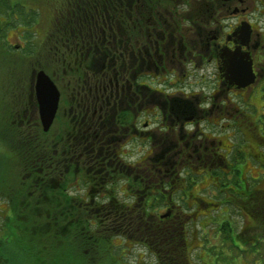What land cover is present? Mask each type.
<instances>
[{"label": "flooded vegetation", "instance_id": "obj_1", "mask_svg": "<svg viewBox=\"0 0 264 264\" xmlns=\"http://www.w3.org/2000/svg\"><path fill=\"white\" fill-rule=\"evenodd\" d=\"M118 2L0 0V114L37 149L27 175L74 174L65 192L100 197L99 210L115 203V162L143 167L135 190L156 195L183 190L187 168H207L215 184L247 155L264 174V0ZM231 137H242L233 159ZM137 140L146 149L127 164L118 148ZM238 181L241 195L263 193ZM176 204L146 206L162 221Z\"/></svg>", "mask_w": 264, "mask_h": 264}, {"label": "rangeland", "instance_id": "obj_2", "mask_svg": "<svg viewBox=\"0 0 264 264\" xmlns=\"http://www.w3.org/2000/svg\"><path fill=\"white\" fill-rule=\"evenodd\" d=\"M116 2L117 0L115 5ZM207 75V78L212 80L213 75ZM5 109L6 103L0 100V113ZM0 119V134L12 135L11 139L19 142L17 147L22 148V135L7 126L8 114H0ZM23 134L24 139L27 133ZM241 139L242 137L225 139L227 144L235 145L229 155L231 159ZM6 141L0 138V149L10 155L7 147L9 143ZM135 143L132 145L122 142L118 148L120 158L127 164H135L143 150V140H137ZM22 154L16 155L15 158L6 157L0 163V239L4 242L3 254L13 260L7 264H22L21 261L23 264H158L157 256L150 246L129 240L124 235L115 234V231L109 232L110 216L101 214V211H94L98 209L96 204L100 197H96L95 201H92L93 198L86 199L79 187L65 192L66 181L72 182L74 174L65 175L66 181L58 176L51 178L37 175L36 172L29 177L27 174L33 169L30 164L32 157L28 153ZM249 162L245 165V180L251 185L258 183L253 177L260 176L259 179H262L264 175L260 165L253 159ZM115 165L117 169L118 162H115ZM137 165L143 166L141 162ZM126 168L129 167L123 169ZM188 169L181 171L185 174L189 172ZM191 170L195 174L202 171L201 174H196V179L200 182L195 185L194 190L202 188L198 195L219 201L217 210L198 215L199 217L194 219L192 213L196 205L189 208L186 204L194 201L191 198L192 192L185 194L181 191L173 196L174 204L178 201L181 205L172 207L183 211V214H189L184 228L188 235L191 264H264V196L252 197L253 205L258 206L256 211L253 209V212H249L254 213L250 216L247 212L251 209L248 203L247 207L240 211L238 202L242 200L237 196L233 195L231 198L230 207L223 202L225 195L216 189L205 187L208 182L204 180L203 173L207 168ZM141 171H144L143 167L140 170L129 169L126 172L127 179L115 172V193L118 199L124 202L132 201L129 195L138 184L136 179ZM220 175L225 179L234 177L232 173ZM191 188L189 186V189ZM67 198L70 200L67 201ZM182 200H186V203ZM157 201V206H162L163 200ZM66 211L67 216L63 214ZM200 212L201 210L198 211ZM103 225L108 229V236L106 240L102 239V245L94 246L85 240L86 233L90 234V237H100L103 234ZM62 226H65L64 234L59 233ZM81 238L87 242H82ZM21 243L29 250L34 246L35 252L31 254L19 245Z\"/></svg>", "mask_w": 264, "mask_h": 264}, {"label": "trees", "instance_id": "obj_3", "mask_svg": "<svg viewBox=\"0 0 264 264\" xmlns=\"http://www.w3.org/2000/svg\"><path fill=\"white\" fill-rule=\"evenodd\" d=\"M120 3V0L118 4ZM123 5H118V7H123L124 10H126V4L122 2ZM116 10V9H115ZM31 141H27L22 148L17 147L16 144L10 145L8 144L10 155L7 154V152H3L0 149V163H2L6 157H13L20 155L22 156V153H28L31 157L36 156L37 149L36 147L31 145ZM21 149V150H20ZM18 153V154H17ZM254 153L256 154V150H254ZM35 158V157H34ZM249 155H247V158L233 163V166L236 167V172L232 173V176L234 177H227L226 179L223 178L220 174L224 175L226 173H222L221 171L217 172V177L214 178L215 184L210 183V176L208 173H210L208 170L203 173L204 180H207L208 184L205 187H211L212 189H216L217 192H221L222 195H225L224 198L225 203H227L228 206L232 207V199L233 195L237 196L241 202H238L239 210L243 211L244 208L251 207L247 212L250 211L253 212L256 211V207L258 204L253 205L252 197L250 196L251 193H249L248 196L241 195L238 193L240 191V185H239V176L242 177V182L244 186L241 185L242 188L247 187L249 190L251 189H261L262 194L261 196H264V181L261 179H257L260 176H257L256 180H258V183H252L251 185H248V182L246 184V175L247 172L245 171V165L249 162ZM31 160V158H30ZM257 164V163H256ZM128 166V165H127ZM125 168V167H123ZM122 165L118 166L117 169H115V172H118L121 174L120 176H124V178H128L126 173L129 171L130 168L123 169ZM262 168V167H261ZM203 168H200L199 170H202ZM189 172L185 173V180L187 181V184L184 185L182 192L187 194V192H192L191 198H193L192 203H186V200L184 201L189 208L192 207V205L195 206V211L192 213L194 216V219H197L199 216L206 215L208 212H212L213 210H217L218 208V202L214 199H206L203 198V196L198 195L201 193V189H195V185L200 182L198 179H196V174H201L200 172H196V174L189 168ZM198 171V170H196ZM250 171V169H249ZM193 172V173H190ZM204 172V171H203ZM213 173V172H212ZM264 175V174H262ZM254 178V177H253ZM216 179V180H215ZM2 181H0L1 183ZM205 182V181H203ZM246 184V185H245ZM143 185V183H142ZM183 185V184H182ZM136 186V185H135ZM189 186L193 189H189ZM143 187V186H142ZM179 191V192H181ZM153 189H147L145 192H136L134 189L131 194L129 195L130 199H132L131 202H124L120 199H118L116 193H115V203H111L110 201H107L103 205H100V209H95L94 211H101V214H108L107 216H110L111 220L108 225L109 232L115 231V234H121L126 236L129 240H134L135 242H140L142 244L150 246L156 256H157V262L158 264H191L190 262V250H189V243H188V235L187 232H185V225L186 223V217L189 216V214L186 212V214H183V211L172 213L169 217L165 218L164 220H159L158 218H155L154 216H151L149 207L146 206L147 201L149 203L158 202L157 200H163V204L165 207L170 206L173 200V196L175 195H161V194H153ZM9 194V193H8ZM254 196H256L254 194ZM260 197V196H259ZM111 197H108L107 199H110ZM143 199V200H142ZM246 199L247 202L242 203ZM258 200V197H257ZM69 201V199H67ZM212 202L217 203L215 207L214 205H211ZM178 205H181L178 203ZM157 205V204H156ZM160 206V207H162ZM163 206V207H164ZM158 207V206H157ZM148 209V211H147ZM184 210V209H183ZM196 210H201L200 213ZM233 210V209H232ZM235 210V209H234ZM224 212V211H223ZM221 212V213H223ZM64 215H68V211L63 213ZM254 213H249L251 216ZM199 215V216H198ZM151 216V217H149ZM262 219V216H261ZM225 220H222L224 222ZM221 222V223H222ZM219 223V222H218ZM222 225V224H219ZM111 228V229H110ZM103 234L100 237H90V234L86 233V239L88 242H90L94 246H100L102 245L103 241L102 239L106 240L108 236V229L106 225L102 226ZM113 229V230H112ZM65 226H62L59 230L60 234H64ZM82 242H87L84 239H82ZM5 241V240H4ZM20 246L27 249L28 252H31L33 254L34 246L33 248H30V250L25 247L24 245L19 244ZM3 247L4 242L0 239V264H7L8 262L13 261L10 257H7L3 254ZM23 264V261H21ZM33 263V261H32Z\"/></svg>", "mask_w": 264, "mask_h": 264}, {"label": "water", "instance_id": "obj_4", "mask_svg": "<svg viewBox=\"0 0 264 264\" xmlns=\"http://www.w3.org/2000/svg\"><path fill=\"white\" fill-rule=\"evenodd\" d=\"M233 69L235 70L234 71V76L239 77V78L244 76V77L248 78V80H251V75H250L249 71L241 72L239 74V70L236 71V68H234V67H233ZM54 101H55V104H56L57 94H55V97H53V98L50 97L48 99V104L49 105L47 104V105H45V107H43L44 110L42 111V119H43V122H44V125H45V129L49 127V125L51 123V120H52V118L54 116L55 108L53 107V104H52ZM51 107H53V108H51Z\"/></svg>", "mask_w": 264, "mask_h": 264}]
</instances>
